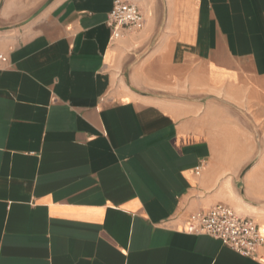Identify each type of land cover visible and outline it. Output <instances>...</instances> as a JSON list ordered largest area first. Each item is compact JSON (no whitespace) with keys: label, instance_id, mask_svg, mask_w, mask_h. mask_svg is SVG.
<instances>
[{"label":"crops","instance_id":"crops-1","mask_svg":"<svg viewBox=\"0 0 264 264\" xmlns=\"http://www.w3.org/2000/svg\"><path fill=\"white\" fill-rule=\"evenodd\" d=\"M125 1L110 40L113 0H0V264H264L182 229L221 202L264 230V163L165 95L264 104V0Z\"/></svg>","mask_w":264,"mask_h":264},{"label":"built area","instance_id":"built-area-1","mask_svg":"<svg viewBox=\"0 0 264 264\" xmlns=\"http://www.w3.org/2000/svg\"><path fill=\"white\" fill-rule=\"evenodd\" d=\"M144 17L134 3L125 0H113L108 14L110 40L117 39L125 32L140 30L144 26ZM199 167L195 173H199ZM183 230L190 233H205L236 252L252 256L264 245V233L260 222L251 215H243L225 203H216L207 211L192 212L185 221Z\"/></svg>","mask_w":264,"mask_h":264},{"label":"rangeland","instance_id":"rangeland-1","mask_svg":"<svg viewBox=\"0 0 264 264\" xmlns=\"http://www.w3.org/2000/svg\"><path fill=\"white\" fill-rule=\"evenodd\" d=\"M165 95H169L176 104L182 106H188L191 103L200 111L205 108L211 109L217 118L222 113H228L234 125L228 132L229 143L236 151L231 155L237 160L240 159V171L244 173L256 163H264V117L261 118L264 115V104L261 101L257 103L255 96L244 93L241 94V99H236L237 101H229V99L227 104H222L218 95H209L204 91L179 89L169 91ZM242 193L245 203L264 207V201L259 202L245 189ZM256 213L264 214V212Z\"/></svg>","mask_w":264,"mask_h":264},{"label":"bare ground","instance_id":"bare-ground-1","mask_svg":"<svg viewBox=\"0 0 264 264\" xmlns=\"http://www.w3.org/2000/svg\"><path fill=\"white\" fill-rule=\"evenodd\" d=\"M261 231L264 233V230L261 228Z\"/></svg>","mask_w":264,"mask_h":264}]
</instances>
